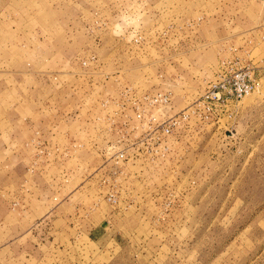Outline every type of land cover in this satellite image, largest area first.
<instances>
[{
  "label": "rangeland",
  "instance_id": "rangeland-1",
  "mask_svg": "<svg viewBox=\"0 0 264 264\" xmlns=\"http://www.w3.org/2000/svg\"><path fill=\"white\" fill-rule=\"evenodd\" d=\"M227 64L260 85L202 120L154 133L116 114L155 91L174 114ZM0 69V102L65 123L35 130L27 179L0 208L26 209L41 173L67 212L0 232V264H264V0H0Z\"/></svg>",
  "mask_w": 264,
  "mask_h": 264
},
{
  "label": "crops",
  "instance_id": "crops-1",
  "mask_svg": "<svg viewBox=\"0 0 264 264\" xmlns=\"http://www.w3.org/2000/svg\"><path fill=\"white\" fill-rule=\"evenodd\" d=\"M44 59L47 60V58ZM44 59L42 64L45 63ZM9 89L15 90L12 84ZM16 101L17 99L14 102H0V108H2L0 109V172L2 173L0 174V203L3 198L7 199V196L11 199L9 190L12 192L14 185L19 186L27 179V166L31 153L34 152L28 140L34 135L35 130L39 128L44 136L49 135L54 138L55 135L58 137L60 130L65 127L61 119L45 118L41 104ZM50 184H53L52 181L44 179L39 173L29 183L33 192H24L26 198L28 197L26 209L20 212L9 207L0 208V232L4 235L25 233L35 220L44 218L50 211L54 220L65 219L67 212L58 209L60 201L51 204L59 185L48 192ZM53 206L57 208L53 210ZM85 231L87 234L93 233L91 229L90 231L85 229Z\"/></svg>",
  "mask_w": 264,
  "mask_h": 264
},
{
  "label": "built area",
  "instance_id": "built-area-1",
  "mask_svg": "<svg viewBox=\"0 0 264 264\" xmlns=\"http://www.w3.org/2000/svg\"><path fill=\"white\" fill-rule=\"evenodd\" d=\"M260 85V80L255 76L254 70L251 67H243L234 64L224 65L218 73L216 80L210 83V89L207 94L202 98L174 114H167L164 111L167 106L171 104L172 97L167 92L155 91L150 95H146L147 99L144 102H119L118 109L115 110L116 114L125 123L130 122V116L137 119V122L145 126L144 131L148 129L158 133L163 120L168 119L172 125L181 126V123H191L190 121L195 116L196 120H202L207 116L211 105H216L219 100L224 101L225 96H234L236 99L243 98L250 94ZM223 103V102H220ZM133 110V112L130 111ZM164 113H163V111ZM115 120H113L114 122ZM125 130V127H124ZM169 130V128H167ZM126 131V130H125ZM124 134V133H123ZM136 154L144 149L138 147ZM157 151L156 148H153ZM126 149H118L110 152L111 157H119V161L129 159ZM145 151V150H144ZM124 171V170H121Z\"/></svg>",
  "mask_w": 264,
  "mask_h": 264
}]
</instances>
